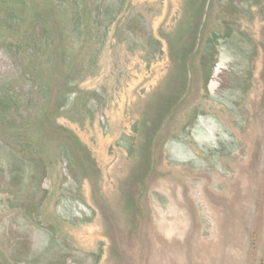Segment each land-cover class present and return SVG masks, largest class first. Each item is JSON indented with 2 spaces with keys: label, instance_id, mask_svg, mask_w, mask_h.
I'll return each instance as SVG.
<instances>
[{
  "label": "rangeland",
  "instance_id": "374dc122",
  "mask_svg": "<svg viewBox=\"0 0 264 264\" xmlns=\"http://www.w3.org/2000/svg\"><path fill=\"white\" fill-rule=\"evenodd\" d=\"M0 264H264V0H0Z\"/></svg>",
  "mask_w": 264,
  "mask_h": 264
},
{
  "label": "bare ground",
  "instance_id": "6f19581e",
  "mask_svg": "<svg viewBox=\"0 0 264 264\" xmlns=\"http://www.w3.org/2000/svg\"><path fill=\"white\" fill-rule=\"evenodd\" d=\"M221 65H222V63L219 62V64L216 65V69H218L219 67H221ZM214 75H216V74L214 73ZM210 83H211V82H210ZM7 183H8V182H7Z\"/></svg>",
  "mask_w": 264,
  "mask_h": 264
}]
</instances>
